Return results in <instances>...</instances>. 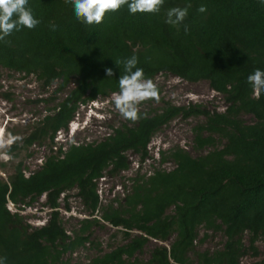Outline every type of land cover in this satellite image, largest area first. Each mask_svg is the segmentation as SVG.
<instances>
[{"label":"trees","instance_id":"trees-1","mask_svg":"<svg viewBox=\"0 0 264 264\" xmlns=\"http://www.w3.org/2000/svg\"><path fill=\"white\" fill-rule=\"evenodd\" d=\"M187 5L182 24L165 23L169 8ZM200 5L207 11L199 12ZM28 7L40 23L0 41V68L33 75L42 89L55 85L53 95L63 96L21 138V146L14 141L11 149L53 143L80 104L119 91L124 67L115 62L133 55L146 79L163 73L206 81L221 95L224 109L161 100L157 109L139 111L136 121L123 118L97 141L59 145L27 175L21 161L13 164L6 178L0 177L3 264H70L65 254L85 243L97 246L89 240V228L101 226L95 216L80 219L69 233L61 223L59 198L72 189L88 215L99 211L101 221L120 228L123 239L109 251L74 264H238L248 251L255 256L254 243H264V92L255 98L246 77L256 68L264 70V3L164 0L158 13L130 14L125 5L92 25L78 22L65 0H28ZM105 68H112V77ZM243 114L252 121L245 122ZM199 116L202 120L190 129L192 148L199 153L191 155L179 146L159 150V163L170 160L172 168L136 171L116 205L101 206L96 181L128 169L126 152L142 162L162 126L175 117ZM42 195L48 218L32 227L19 211ZM8 202L15 211L7 208ZM199 227L220 232L221 247L197 250ZM206 238L205 232L197 243ZM149 240L155 244L147 258L138 259ZM250 264H264V259Z\"/></svg>","mask_w":264,"mask_h":264},{"label":"rangeland","instance_id":"rangeland-1","mask_svg":"<svg viewBox=\"0 0 264 264\" xmlns=\"http://www.w3.org/2000/svg\"><path fill=\"white\" fill-rule=\"evenodd\" d=\"M157 87L159 93V101L146 100L138 105V110L153 111L157 109L161 100H166L175 105L186 104L188 102L201 103L207 109H215L222 111L224 109L223 100L220 94L210 89L207 82L199 80L196 82H188L178 77L158 73L151 79ZM55 85H50L45 89L39 86V83L33 75H23L13 72L5 68H0V177L6 178L11 172L12 165L21 161L24 166V173L35 170L42 162L43 158L54 153L56 148L61 145L66 147L67 143H85L97 141L106 135L111 127H117L123 122V117L112 103L113 94L97 98L94 101L96 106L91 104L88 108V102L80 104L74 113L72 120L68 123L66 130L56 132L53 143L50 145L48 141L40 144L34 143L27 147H19L11 149L13 142L16 141L21 146V138L26 136L31 130L33 124L41 119L58 101L63 94H54ZM94 114H99L94 117ZM241 118L245 122H251L252 118L248 114H243ZM202 120V117H188L182 119L175 117L166 125L162 126L150 139L147 145L148 157L142 161H138V157L126 152L129 161L128 169L121 171L117 175H107L97 179V194L101 200V206L108 203L116 205L117 200L121 199L124 194L123 186L126 187L135 172L149 173L152 168L170 169L172 162L167 160L159 163V150H167L174 146H179L189 152L191 155L199 153L192 148L191 127ZM44 195L40 196L36 201L31 203L30 207L19 211L24 215L25 221L32 227L42 225L48 218L49 209L43 206ZM64 204L68 206V210L64 209ZM10 210L14 208L7 203ZM15 210V209H14ZM58 213L61 223L67 233L75 230L79 226V220L82 218H90L95 216L99 220V225L89 228V240L97 243L93 247L87 243L83 248L75 250L70 255H64L69 258V263L86 262L89 258L96 254H102L109 251L115 246L123 243L120 228H114L101 221L99 211L93 215H88L84 211L79 199L76 196V190L66 191L60 195ZM207 234V238L202 243H197L203 233ZM136 232H132L134 234ZM243 241L247 244V235L243 237ZM223 237L220 232L212 233L204 231L199 227L195 239V247L197 250L221 247ZM161 243V242H159ZM155 244L149 240L144 245L142 251L136 256L138 259L144 260L148 256L149 249ZM166 244V243H161ZM257 254L251 255L250 252L244 253L238 264H250L251 262L264 259V243L260 240L254 243ZM192 260V259H191ZM131 264V263H130ZM190 264H195L194 260Z\"/></svg>","mask_w":264,"mask_h":264},{"label":"clouds","instance_id":"clouds-1","mask_svg":"<svg viewBox=\"0 0 264 264\" xmlns=\"http://www.w3.org/2000/svg\"><path fill=\"white\" fill-rule=\"evenodd\" d=\"M65 2L72 6L75 19L84 25L100 24L107 12L118 11L125 5L130 14H136L158 13L164 4V0H65ZM261 2L264 3V0ZM190 6L169 8L165 23L172 26L182 24ZM197 10L206 12V5H200ZM39 23L28 7V0H0V41L5 40L14 31H20L22 28L33 29ZM184 30L188 31L187 26ZM121 63L124 74L119 76V91L113 94L112 103L123 118L136 121L139 119L138 105L150 99L158 102L159 93L154 82L146 79L143 69L137 67L138 58L135 55L124 61L115 62L118 67ZM105 73L107 77H112V68H105ZM246 82L252 86L255 98L259 99L264 92V70L256 68L248 74ZM87 104L89 109L91 104L97 105L94 100L88 101ZM0 264H3V258H0Z\"/></svg>","mask_w":264,"mask_h":264},{"label":"built area","instance_id":"built-area-1","mask_svg":"<svg viewBox=\"0 0 264 264\" xmlns=\"http://www.w3.org/2000/svg\"><path fill=\"white\" fill-rule=\"evenodd\" d=\"M8 203H10V202H8ZM10 204H11V203H10ZM11 206H12V204H11ZM12 207H13V206H12ZM7 208H8V207H7ZM13 208H14V207H13ZM14 209H15V208H14ZM14 209H13V210L10 209V211H15L16 209H15V210H14Z\"/></svg>","mask_w":264,"mask_h":264}]
</instances>
